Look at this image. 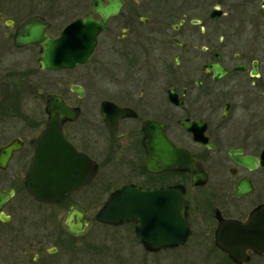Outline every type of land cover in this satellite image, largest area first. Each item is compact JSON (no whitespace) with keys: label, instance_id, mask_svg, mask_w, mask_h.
<instances>
[{"label":"flooded vegetation","instance_id":"af4514ba","mask_svg":"<svg viewBox=\"0 0 264 264\" xmlns=\"http://www.w3.org/2000/svg\"><path fill=\"white\" fill-rule=\"evenodd\" d=\"M119 2L94 35L88 60L70 68L89 66L97 80L101 77L90 92L86 84H69L78 99L97 102L94 117L85 122L90 133L80 128L81 106L62 93L46 92L43 111L32 114L21 101L31 95L20 96L6 84L17 73L0 75V153L11 147L0 165V264H78L79 247L97 250L92 243H74L94 221L124 227L146 252L157 253L158 264H170L175 252L183 264H264V0H0V61L12 49L28 47L37 51L39 74L68 70H39L40 47L16 45L17 28L38 16L56 37L75 19L100 22L107 5ZM71 84L79 85L82 95ZM48 93L80 108L62 130L97 164L90 184L57 202L37 200L24 183L31 141L47 121ZM105 101L126 115L117 116ZM146 120L162 124L171 144L190 152L200 168L149 170ZM99 178H117L107 197L127 183L182 186L186 239L149 251L133 221L112 225L97 221L96 213L88 216L80 195L94 198L109 186ZM80 211L87 224L73 233L69 224L80 223Z\"/></svg>","mask_w":264,"mask_h":264},{"label":"water","instance_id":"95a60500","mask_svg":"<svg viewBox=\"0 0 264 264\" xmlns=\"http://www.w3.org/2000/svg\"><path fill=\"white\" fill-rule=\"evenodd\" d=\"M119 5L120 2L116 7L107 5L100 22H93L88 17L71 21L56 37L47 34L48 23L44 19L31 16L17 28L13 40L19 46L35 44L40 47L37 59L39 70L72 68L88 60L95 43L94 35L102 29L107 17L118 10ZM70 88L79 95L83 93L77 84H71ZM45 100L47 121L31 141L33 153L24 183L28 192L37 200L57 202L90 184L97 172V164L86 153L76 150L62 130L63 122L75 119L80 108L69 105L61 95L55 93L46 94ZM109 104L106 101L102 103ZM109 106L118 112L117 116L126 115L125 110L114 104ZM105 120L109 122L106 117ZM143 130V143L149 157L146 167L149 170L178 168L193 171L200 168L190 152L171 144L162 124L146 120L143 122ZM10 151L9 146L0 153L1 166ZM159 153L161 163H158ZM184 195V188L180 185L142 187L127 183L109 194L95 217L97 221L112 225L133 221L134 232L146 250L171 248L183 242L187 235V199ZM87 220L80 211V223H70V230L81 233Z\"/></svg>","mask_w":264,"mask_h":264},{"label":"rangeland","instance_id":"374dc122","mask_svg":"<svg viewBox=\"0 0 264 264\" xmlns=\"http://www.w3.org/2000/svg\"><path fill=\"white\" fill-rule=\"evenodd\" d=\"M62 24L63 22L60 23V26H62ZM3 41V34L0 33V42ZM36 57L37 51L32 48L12 49V51L2 55V60L0 61V75L4 73H17L12 74V76L15 77V82L8 81L6 84H12L15 92H20V96L31 95L30 98L26 96L21 101L26 111H31L32 114L43 111L42 109L45 102L43 99L46 92L52 91L62 93L71 103H76L81 106L84 113L82 117L79 118L80 128H82L84 132L90 133L91 131L89 129L91 128L85 126V122L94 117L93 115L96 113V108L94 107H96L97 102H92L90 98L91 103L88 102L90 101L88 98L78 99L71 90H69V84H86L90 92L94 89L93 86L95 81L98 83L101 77L97 80L94 71L91 69L92 67L89 66H80L73 69L69 68L68 70L58 72L46 71L39 74L36 70ZM31 82L37 86V89L33 92H30L28 89L29 85L32 84ZM18 85L20 90H18ZM91 98L94 99L93 96H91ZM99 179L109 180L111 184L109 183V186H106L107 188L99 189L94 198H86L84 195H80V208L91 217L94 216L97 209L101 206L105 198H107L110 189L114 186V180H117V178ZM74 243H78L79 246L81 244L86 245L92 243L94 248L97 249L85 248L83 252H80L79 247L78 264H158L159 260L157 253L146 252L139 242L132 240L129 232L125 230L124 227L115 229L99 224L96 221L92 222ZM75 248H78V246ZM141 256H143L144 261L141 260ZM125 260H130V262H126ZM170 260H172L170 264H183L181 262V256L176 254V252L174 253V257L172 255L170 256Z\"/></svg>","mask_w":264,"mask_h":264}]
</instances>
